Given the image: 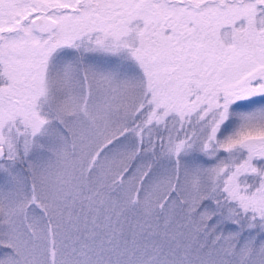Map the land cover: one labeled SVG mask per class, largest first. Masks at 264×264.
Returning a JSON list of instances; mask_svg holds the SVG:
<instances>
[{
	"label": "snow or ice",
	"instance_id": "snow-or-ice-1",
	"mask_svg": "<svg viewBox=\"0 0 264 264\" xmlns=\"http://www.w3.org/2000/svg\"><path fill=\"white\" fill-rule=\"evenodd\" d=\"M0 264H264V0H0Z\"/></svg>",
	"mask_w": 264,
	"mask_h": 264
}]
</instances>
